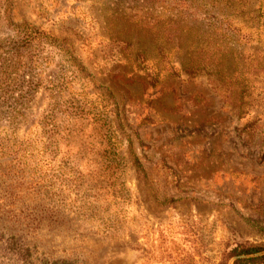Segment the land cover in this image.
Segmentation results:
<instances>
[{
	"label": "rangeland",
	"instance_id": "1",
	"mask_svg": "<svg viewBox=\"0 0 264 264\" xmlns=\"http://www.w3.org/2000/svg\"><path fill=\"white\" fill-rule=\"evenodd\" d=\"M126 4L0 0V264H229L235 244L264 247V0L208 6L210 69L182 70L173 40L154 85L134 60L150 37L119 32ZM192 18L168 25L204 46Z\"/></svg>",
	"mask_w": 264,
	"mask_h": 264
},
{
	"label": "trees",
	"instance_id": "2",
	"mask_svg": "<svg viewBox=\"0 0 264 264\" xmlns=\"http://www.w3.org/2000/svg\"><path fill=\"white\" fill-rule=\"evenodd\" d=\"M169 1H172V4H170ZM205 1L206 0H117V2L121 4L127 3L123 6L121 10L122 12H120V15L122 16L115 18L123 20L122 27L119 28V32L124 33V35L130 33L133 37V44L138 43L141 33L148 35L150 37L149 39L152 41V52L154 51L153 55L147 56V53H150V50L140 48V46H138L135 51V61L136 59L139 61H149L150 67L153 68L152 73L148 71L149 73L147 74H143L141 76L137 75L138 78L145 80L149 83V85H154L158 82L157 75L159 71L157 64L162 62L161 59L164 60L165 55H167V49L170 44H173V40L176 42L174 45V47H176L175 52L181 51L182 53L181 55L176 56V62L182 70L186 73H197L202 70H208L214 62V57L212 56L214 42L211 39L213 37L209 35L213 32L211 27L214 26V23L211 24L210 22L211 16L208 13L211 9L208 8V6L217 8L219 3H222L227 7H233V5L238 2H240L241 5L242 0ZM182 3L185 4L184 8H181V6H183ZM190 8H192V11ZM197 8L206 11L205 14L202 15L201 12L196 13ZM127 10L128 13L125 14L124 12ZM164 11L168 12V16L163 15ZM173 11H175V13ZM185 11H188L189 15L194 16V18H192L194 21L197 20V22H199L200 20H207L209 28L206 32L207 41L204 46H197L199 35L197 31L189 29L188 25H168V23H174L177 16L184 15ZM237 12L243 13L244 8H237ZM182 20V17H178L179 22ZM182 29L185 31L183 32L184 34H181L180 32ZM196 37L197 42L195 41ZM34 39V37L29 36L17 41L30 43L33 42ZM122 39L125 38H118L116 40L121 43L122 48L128 49L131 39ZM200 60L202 62H200ZM164 61L169 63L170 66L171 63L174 62L172 56H170L168 60ZM134 77L136 78V76ZM130 78H132V74L127 76V79ZM263 250L264 247L238 243L230 247L225 256L226 259H228L233 256L248 255ZM231 264H264V253L255 256L237 257L232 260Z\"/></svg>",
	"mask_w": 264,
	"mask_h": 264
},
{
	"label": "water",
	"instance_id": "3",
	"mask_svg": "<svg viewBox=\"0 0 264 264\" xmlns=\"http://www.w3.org/2000/svg\"><path fill=\"white\" fill-rule=\"evenodd\" d=\"M264 253V250L263 251H259L257 253H253V254H248V255H237V256H233L230 258V261H229V264H231L232 260L237 258V257H245V256H255V255H259V254H263Z\"/></svg>",
	"mask_w": 264,
	"mask_h": 264
}]
</instances>
